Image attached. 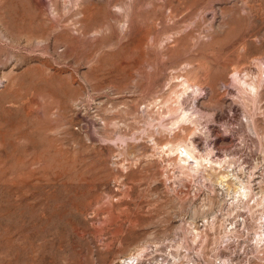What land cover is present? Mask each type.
<instances>
[{
    "label": "rangeland",
    "instance_id": "rangeland-1",
    "mask_svg": "<svg viewBox=\"0 0 264 264\" xmlns=\"http://www.w3.org/2000/svg\"><path fill=\"white\" fill-rule=\"evenodd\" d=\"M0 264H264V0H0Z\"/></svg>",
    "mask_w": 264,
    "mask_h": 264
},
{
    "label": "bare ground",
    "instance_id": "bare-ground-1",
    "mask_svg": "<svg viewBox=\"0 0 264 264\" xmlns=\"http://www.w3.org/2000/svg\"><path fill=\"white\" fill-rule=\"evenodd\" d=\"M186 154H187V157H188V155H189V156H192V155H191V152H190L189 150H186ZM186 154H185V155H186ZM194 155H195V154H194ZM185 160H187V159L185 158ZM195 160H196V159H195ZM187 161H188V160H187ZM246 194H247V193H246Z\"/></svg>",
    "mask_w": 264,
    "mask_h": 264
}]
</instances>
